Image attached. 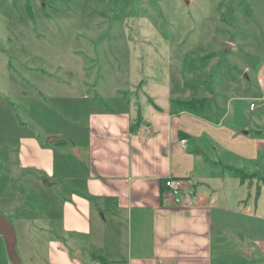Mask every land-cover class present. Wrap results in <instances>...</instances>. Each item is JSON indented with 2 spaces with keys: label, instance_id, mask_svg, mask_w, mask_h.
I'll return each instance as SVG.
<instances>
[{
  "label": "rangeland",
  "instance_id": "obj_1",
  "mask_svg": "<svg viewBox=\"0 0 264 264\" xmlns=\"http://www.w3.org/2000/svg\"><path fill=\"white\" fill-rule=\"evenodd\" d=\"M204 98L203 110L190 111L239 135L207 137L205 154L228 174L227 196L249 194L253 207L256 196L264 214V151L255 160L237 153L246 130L251 152L264 138V0H0V215L15 227L22 263L38 256L37 227L52 224L46 203L84 168L75 149L83 151L91 108L138 116ZM53 136L64 138L49 143ZM28 139L54 150V177L22 168ZM228 166L249 174L243 185ZM0 255L9 261L2 235ZM220 258L264 264L232 247Z\"/></svg>",
  "mask_w": 264,
  "mask_h": 264
},
{
  "label": "crops",
  "instance_id": "obj_2",
  "mask_svg": "<svg viewBox=\"0 0 264 264\" xmlns=\"http://www.w3.org/2000/svg\"><path fill=\"white\" fill-rule=\"evenodd\" d=\"M142 117L132 130L133 109L91 108L80 152L86 163L67 176L68 188L46 203L45 216L53 225H37L32 241L40 250L31 263L220 264L228 247L264 258L259 198L254 196V207L248 205L249 194L229 198L224 186L228 174L216 171V160L205 154L207 137L221 142L223 135L235 140L239 135L190 110L153 105ZM244 134L248 137L241 138L243 148L237 153L255 160L264 151V138L251 152L249 130ZM19 150L23 169L54 177L52 148L28 139ZM170 177L184 180V188L169 189L165 182ZM238 184L243 185L239 179ZM0 264L11 262L0 255Z\"/></svg>",
  "mask_w": 264,
  "mask_h": 264
},
{
  "label": "water",
  "instance_id": "obj_3",
  "mask_svg": "<svg viewBox=\"0 0 264 264\" xmlns=\"http://www.w3.org/2000/svg\"><path fill=\"white\" fill-rule=\"evenodd\" d=\"M229 48V47H228ZM62 137H49V143H54L60 140ZM77 154L80 153L79 150L75 149ZM45 184H49L47 181ZM0 235L3 236L6 243V250L8 254V258L11 264H23L20 256L17 253L16 245H17V235L15 232L14 225L7 220L4 216L0 215Z\"/></svg>",
  "mask_w": 264,
  "mask_h": 264
},
{
  "label": "trees",
  "instance_id": "obj_4",
  "mask_svg": "<svg viewBox=\"0 0 264 264\" xmlns=\"http://www.w3.org/2000/svg\"><path fill=\"white\" fill-rule=\"evenodd\" d=\"M206 98L204 99H192V100H188V101H179L180 105L189 109V110H193V111H199V110H203L205 107V102H206ZM143 122V117L140 113H138V116L136 118L135 123L133 122V124L131 125V129L134 130V126L136 127L137 124H141ZM261 133V131L259 132ZM64 137H62L61 139H63ZM230 171H234V174H238L240 175V181L242 183L245 182L246 180V175H249L248 173H245L244 169L242 168H232L230 166L227 167ZM231 171V172H232ZM246 174V175H245ZM259 180H262V184H264V176H261L259 178Z\"/></svg>",
  "mask_w": 264,
  "mask_h": 264
},
{
  "label": "built area",
  "instance_id": "obj_5",
  "mask_svg": "<svg viewBox=\"0 0 264 264\" xmlns=\"http://www.w3.org/2000/svg\"><path fill=\"white\" fill-rule=\"evenodd\" d=\"M251 108H254V104L251 105ZM181 142H182L183 147H187V140L186 139H183ZM165 184L172 191H180L184 188L185 181L182 179L170 177L166 180ZM90 264H101V263L97 260H92L90 262Z\"/></svg>",
  "mask_w": 264,
  "mask_h": 264
}]
</instances>
